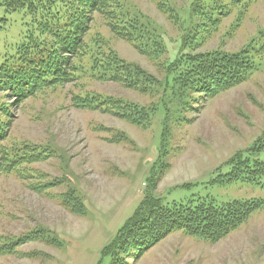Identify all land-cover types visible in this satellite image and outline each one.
<instances>
[{"label":"rangeland","instance_id":"rangeland-1","mask_svg":"<svg viewBox=\"0 0 264 264\" xmlns=\"http://www.w3.org/2000/svg\"><path fill=\"white\" fill-rule=\"evenodd\" d=\"M162 1L166 4V0ZM169 1L180 11L173 12L176 18L179 19V14L188 18L181 11L187 8L190 0ZM124 2L138 7L162 28L169 49L162 57H171L182 35L181 25H173L168 16L156 8L154 0ZM10 17L14 26L0 31V50L13 38L16 28L20 31L23 27L20 14H10ZM234 18L231 15L221 20L196 52L240 49L264 26V0L250 6L231 31ZM92 19L90 34L102 35L124 60L138 63L159 80L163 77L161 68L157 69L126 41L116 39L98 15ZM261 63L259 71L249 80L213 99H204L201 95H195V99L193 94L182 121L181 106L176 109V99L166 92L168 110L155 114L147 128L98 110L75 107L71 103L72 93L91 89L149 106L156 104L161 97L160 91H155L156 95L152 96L113 81L84 80L80 81L84 83L80 88L76 87L79 82L47 87L23 102L0 93V100L8 105L9 113L8 116L0 115L8 122V137L3 143L13 140L49 147L55 152L31 165L42 174L38 182L36 179L39 178L34 176L25 180L14 174L0 173V234L14 237L43 226L59 235L64 243L61 249H56L38 241L27 242L19 247L24 255L31 251L44 255L35 258L2 256L0 263L96 264L101 259L102 247L113 239L143 195L145 178L154 161L156 166L152 175L160 169L165 170L154 193L166 205L193 204L210 199L217 204L233 199L264 202V188L256 183L218 180L230 168L225 165L230 157L251 145L264 130V56ZM97 125H100L97 130L101 131L95 129ZM166 130L167 138L162 137V131ZM118 132H123L118 135L120 138L127 135L133 143L127 139L118 144L107 140L106 133L117 135ZM158 152L160 158L156 160ZM71 178L88 201L85 216L71 214L60 198L42 196L27 186L59 182V186L54 184L53 188L44 189L62 193L71 186ZM133 254H118L112 264H264V204L216 243L174 232L146 249L139 258L134 259ZM103 264H108L107 258Z\"/></svg>","mask_w":264,"mask_h":264},{"label":"trees","instance_id":"trees-1","mask_svg":"<svg viewBox=\"0 0 264 264\" xmlns=\"http://www.w3.org/2000/svg\"><path fill=\"white\" fill-rule=\"evenodd\" d=\"M154 1L156 8L167 15L173 25H181L182 35L179 36L177 49L166 59L162 55L169 49L162 28L138 7L124 0H0V31L13 29L10 14H20L23 18V27L20 31L16 28V36L12 35L11 39L14 40L10 39L0 50V93L23 102L47 87L79 82L76 87L80 88L84 85L80 81L84 80L113 81L152 96L156 95L155 91H160L161 97L156 104L149 106L91 89L72 93L71 103L75 107L98 110L134 126L147 128L155 114L168 110L166 92L176 99V109L181 106L182 121L193 94L195 99V95L213 99L246 82L259 71L264 56V26L236 51L216 49L196 52L206 35L216 30L221 20L234 15L230 25V30L234 31L248 8L258 0H190L187 8L181 11L188 16L187 19L181 14L179 19L174 16L173 12L179 10L171 1L166 0V4L162 0ZM93 14L99 16L116 39L126 41L152 61L157 69L161 68L163 77L159 80L138 63L124 60L102 35L90 34L89 22L95 17ZM6 25L8 28H4ZM185 98L188 100L184 101ZM0 115H9L8 105L1 100ZM99 126H95V129H99ZM7 127L6 118L0 117V173L14 174L24 179L34 176L39 178L36 179L38 182L42 174L31 165L55 152L49 147L13 140L4 144L8 137ZM121 133H106L107 140L118 144L127 139L130 144L133 143L127 135L120 138L118 135ZM165 133L167 130L162 131V137L167 138L168 134ZM134 146H131L132 150H136ZM159 158L160 152L156 160ZM225 165L230 168L218 180L256 183L264 188V130L251 145L232 155ZM155 166L154 161L145 178L143 195L113 239L102 247L101 259L96 264H103L105 258L108 264L115 263L118 254L122 256L134 252L131 257L139 258L146 249L174 232H184L188 236L216 243L264 204L261 200L239 199L217 204L210 199L193 204L166 205L154 193L165 170L160 169L156 175H152ZM35 184L27 186L42 196L60 198L71 214H87L86 196L72 178L71 186L62 193L44 189L48 186L53 188L54 184L59 186V182L47 181L42 186ZM35 241L56 249H61L64 244L59 235L43 226L14 237L0 234V257L24 255L19 247ZM31 252L24 256L35 258L44 255Z\"/></svg>","mask_w":264,"mask_h":264}]
</instances>
